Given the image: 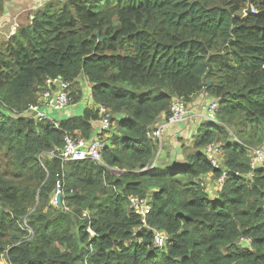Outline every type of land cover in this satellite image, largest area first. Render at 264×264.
<instances>
[{"label":"trees","instance_id":"16d2710c","mask_svg":"<svg viewBox=\"0 0 264 264\" xmlns=\"http://www.w3.org/2000/svg\"><path fill=\"white\" fill-rule=\"evenodd\" d=\"M37 11L0 44V264H264V165L252 168L264 150V0H67ZM58 77L69 106L84 97L82 79L93 104L56 112L62 120L27 116ZM202 94L217 121L196 124L185 162L157 165L148 132L174 101L191 108ZM100 107L112 116L103 164L56 157L67 135L95 136ZM217 142L219 169L205 153ZM132 196L150 205L146 225Z\"/></svg>","mask_w":264,"mask_h":264},{"label":"built area","instance_id":"2783aa9c","mask_svg":"<svg viewBox=\"0 0 264 264\" xmlns=\"http://www.w3.org/2000/svg\"><path fill=\"white\" fill-rule=\"evenodd\" d=\"M56 1H66V0H56ZM71 87L70 83L65 82L62 77L57 79H48L45 89L42 91L39 104L30 105L28 109V115L34 117L38 122H45L52 120L50 113L63 112L69 106V94L68 90ZM217 104L212 103L208 108H203V113L201 116L203 119L208 121L216 120ZM99 114L101 116V121L99 122V127L96 129L95 136L88 140L82 137H72L67 135L64 140V148L59 151L56 156L63 162L72 161H84L91 160L103 164V149L105 144L103 142L102 134L105 131L111 129V113L105 108L100 107ZM170 115L166 120L161 123L155 130L149 131L147 136L158 143L159 152L157 158L159 157L161 151L163 150V140L165 132L169 127H174L183 122L189 120L191 116H199L195 111H192L184 101L177 100L171 104ZM255 149L254 158L252 161L253 170L256 169L258 164L264 165V150ZM207 160L211 163L212 167L215 169L221 168V157L223 156L222 147L219 144L211 143L205 149ZM55 156L54 153L50 154ZM228 178V172L224 171L222 177L218 179V185L220 188L224 186L226 179ZM61 193V187L58 186L57 194ZM130 209L135 212L139 217H142V223L146 225V219L151 213L150 205L148 201L144 198L138 196H132L129 198ZM168 237L165 233L161 231H155L154 245L158 248H163L165 246ZM247 241V240H245Z\"/></svg>","mask_w":264,"mask_h":264},{"label":"crops","instance_id":"0c3cea01","mask_svg":"<svg viewBox=\"0 0 264 264\" xmlns=\"http://www.w3.org/2000/svg\"><path fill=\"white\" fill-rule=\"evenodd\" d=\"M9 1L15 2L17 5H26L27 7L24 10L25 11H31V15L29 17L30 22H32L33 18H35V15L37 14V10H42L45 5L51 1V0H0V34L3 33L5 38H2L0 41V44L4 41H7L12 35H14L17 31V29L20 26L21 23H24V19L21 21L20 18L22 14H17V15H12L11 12L6 10V6ZM33 9V10H32ZM23 12V11H22ZM27 13V12H26ZM30 24V23H29ZM27 24V25H29ZM24 25V24H22ZM25 26V25H24ZM205 95V94H204ZM207 96V95H205ZM197 102V103H196ZM200 103L201 106L206 103L205 98H197L195 101V104ZM69 115L70 110L68 111ZM191 119V118H190ZM198 122H194L192 120H189L183 124H180L176 127H170L166 132H165V150L164 152L159 155V160L157 161V165L159 166H166V165H172L174 163L178 162H185V151L182 149V143L179 142V139L187 138L191 141V137L195 133V126ZM98 124L94 127L97 129ZM178 139V143L176 141ZM186 141V140H185ZM206 179L203 178V181L205 182Z\"/></svg>","mask_w":264,"mask_h":264},{"label":"rangeland","instance_id":"374dc122","mask_svg":"<svg viewBox=\"0 0 264 264\" xmlns=\"http://www.w3.org/2000/svg\"><path fill=\"white\" fill-rule=\"evenodd\" d=\"M52 2H58V1H55V0H51L49 1L47 4H50ZM27 7V4L26 5H17L15 4V2H12V1H9L7 6H6V10L8 12V10L11 12V14L14 16V15H17V14H22V13H25L24 15H22V17L20 18V20L22 21L24 19V23H21L20 26H24V25H27V24H31L30 22V15H31V11H25L24 10L26 9ZM33 10V9H32ZM23 11V12H22ZM27 12V13H26ZM246 12V11H245ZM244 12V14H245ZM24 24V25H22ZM4 33V32H3ZM3 33L0 34V41L2 40V38H5V36L3 35ZM87 81L86 80H83L82 79V87L84 88V97L83 99L77 103L75 106H69V110H70V114L72 116H79V115H82L83 114V111L84 109L88 106V105H92V100L90 99V91H89V88L90 86H87ZM200 98H206V96L204 94H202L200 96ZM201 104L198 103V104H190L191 106V110H195L197 112H200V114L202 113V106H200ZM51 117L53 119H56V120H62V119H66L69 117V115L67 113L63 114L62 116H59L57 113H50ZM228 128V131L230 132V139L231 140H238L234 130L230 129L229 127ZM196 134V132H195ZM105 140V139H104ZM184 140L185 143H186V150H185V157L188 156L190 153H193L195 151L194 147H193V142H190V140L187 138H185ZM218 144H222L220 142H217ZM164 150H165V142H164ZM161 151V154L164 152ZM258 150V149H257ZM262 151V150H261ZM263 152V151H262ZM264 153V152H263ZM1 156L2 154L0 153V172H4L7 169V161H2L1 160ZM223 158L225 160V154H223ZM114 172H119L118 170H114ZM115 175V174H114ZM204 179L205 182H204V185L205 187L208 189V192L210 194L211 197H214V196H218V186H217V183L215 182L217 178H215L213 175H207ZM54 202V201H53ZM3 261V260H2ZM5 261V260H4ZM5 264V263H3Z\"/></svg>","mask_w":264,"mask_h":264},{"label":"clouds","instance_id":"9594fccd","mask_svg":"<svg viewBox=\"0 0 264 264\" xmlns=\"http://www.w3.org/2000/svg\"><path fill=\"white\" fill-rule=\"evenodd\" d=\"M56 1V0H55ZM67 1V0H66ZM66 1H63V2H66ZM58 2H60V1H58ZM34 19V18H33ZM191 109V108H190ZM192 111H195V110H192ZM195 112H197V111H195ZM198 114H200V112H197ZM202 113H203V109H202ZM201 116V114L199 115V116H191L190 118H189V120H192V121H194V122H198L197 123V125L200 123V122H203V120L204 121H206L205 119H203L202 117H200ZM189 120H187V121H189ZM186 121V122H187ZM217 121V119L215 120V121H213V122H216ZM183 123H185V122H183ZM194 132H196L195 130H194ZM195 134V133H194ZM61 195L62 196V194L61 193H58L57 195H56V198H55V200H54V202H53V204L55 205V206H57V196L58 195ZM85 216H86V214H85ZM89 232H90V234L91 235H94V233L91 231V230H89ZM243 240H247V239H243Z\"/></svg>","mask_w":264,"mask_h":264},{"label":"water","instance_id":"95a60500","mask_svg":"<svg viewBox=\"0 0 264 264\" xmlns=\"http://www.w3.org/2000/svg\"><path fill=\"white\" fill-rule=\"evenodd\" d=\"M252 11V6L249 4L244 15H249ZM209 85H211V83H209ZM57 207H62V196L60 194L57 196Z\"/></svg>","mask_w":264,"mask_h":264}]
</instances>
